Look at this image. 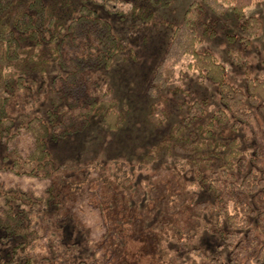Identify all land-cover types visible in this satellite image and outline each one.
I'll return each mask as SVG.
<instances>
[{"label":"rangeland","instance_id":"1","mask_svg":"<svg viewBox=\"0 0 264 264\" xmlns=\"http://www.w3.org/2000/svg\"><path fill=\"white\" fill-rule=\"evenodd\" d=\"M57 1V6L65 2L79 5V0ZM122 1L125 2L117 7L110 6L113 11H122V17L102 8L99 2L95 6L125 47L102 71L99 83L101 89L108 91L106 98L114 99L116 110L123 115L121 126L112 130L95 114L83 131L71 133L65 139L47 138L52 159L62 165L52 180L55 200L64 203L54 223L62 228L64 243H77L80 253L70 255L71 252L60 250L56 254L46 238L35 252L46 257L40 264H77L81 260V264H209L212 257L227 260L228 247L220 234L210 233L205 227L213 195L207 185L195 180L192 152L161 150L150 164L138 165L147 149L171 126L182 125L189 102L206 100L204 113L197 120L202 124L222 106L217 85L208 79L201 80L196 71L188 68V56L174 65L169 84H151L172 28L191 0H172L169 7L149 5L154 16L148 21L132 17L131 0ZM138 1L146 6V0ZM61 9L64 11L65 7ZM245 14L260 18L264 29V0L247 7ZM68 17L67 13L63 16ZM204 21L205 25L197 31L201 37L197 47L209 50L219 59L232 84L245 90L247 75L264 80L262 31L255 37L249 36L241 30V20L230 12ZM50 47L45 41L38 50L49 79L61 71ZM230 51L240 54L238 62L229 55ZM23 83L28 90L37 89L41 83L40 66L30 67ZM149 85L152 95L147 90ZM151 103L163 112L155 110L154 120L148 116ZM50 106V101L44 99L35 114L45 118ZM26 119L24 114L14 116L11 129L19 134L22 151L31 142L24 130ZM190 131H196V123L186 127L183 138ZM235 136L244 156L250 159L248 167L264 171V118L256 112L252 128L241 124ZM17 158L0 141V168L10 167ZM219 164L216 158L212 166L218 169ZM0 177L6 187L30 190L35 196L52 182L3 171ZM50 232L48 229L47 235ZM9 245L0 239V264H7ZM196 248L205 257L197 255Z\"/></svg>","mask_w":264,"mask_h":264},{"label":"trees","instance_id":"2","mask_svg":"<svg viewBox=\"0 0 264 264\" xmlns=\"http://www.w3.org/2000/svg\"><path fill=\"white\" fill-rule=\"evenodd\" d=\"M256 1L261 0H191L173 26L151 77V84L166 86L173 77L174 65L188 56V68L201 80L217 85L222 106L204 124L197 120L204 113L206 100H192L182 125L171 126L138 163L140 167L150 164L161 150L192 152L195 180L207 185L213 195L205 227L210 233L220 234L228 247L227 260L212 257L209 264H264V171L248 167L250 159L244 156L235 136L241 124L252 128L256 112L264 118V80L247 75L243 90L229 81L225 67L212 52L197 47L201 42L197 31L205 25L204 20L221 18L227 12L241 20L240 28L249 36L255 37L260 31L264 35L261 19L245 14V9ZM97 2L116 16H123L122 11L110 7L125 2L122 0H79L78 6L71 2L57 6V0H0V141L18 156L0 172L52 181L62 165L52 159L47 138L65 139L81 132L95 114L112 130L121 126L123 115L116 110L115 100L106 98L108 91L99 83L102 71L125 47L111 24L98 14ZM171 3L146 0L142 7L140 1L131 0L130 14L148 21L154 16L150 6L169 7ZM66 13L67 19L63 18ZM202 32L206 34V29ZM45 41L51 44V55L61 68L51 79L38 51ZM262 44L264 48V38ZM229 55L239 61V53L230 51ZM31 65L40 66L41 83L37 89L28 90L23 81ZM147 90L152 95V85ZM44 99L51 106L42 118L35 111ZM150 107L151 120L155 119V110L163 114L155 103ZM19 114L27 118L24 130L31 140L25 151L18 144L19 134L11 131L14 116ZM192 123H196V131L183 138L184 130ZM216 158L220 160L218 169L212 166ZM55 196L53 181L35 196L30 190L6 187L0 177V239L10 244L5 263L40 264L46 257L35 249L44 238L56 254L62 250L79 255L80 245L65 244L62 228L54 223L64 206ZM194 252L205 257L199 248Z\"/></svg>","mask_w":264,"mask_h":264}]
</instances>
